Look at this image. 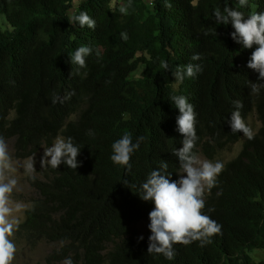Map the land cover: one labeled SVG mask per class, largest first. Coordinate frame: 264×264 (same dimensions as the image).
<instances>
[{
  "label": "trees",
  "instance_id": "trees-1",
  "mask_svg": "<svg viewBox=\"0 0 264 264\" xmlns=\"http://www.w3.org/2000/svg\"><path fill=\"white\" fill-rule=\"evenodd\" d=\"M226 4L245 17L264 12V0L245 7L238 0H106V264H264L250 256L264 250V88L251 91L264 80L247 67L256 46L245 49L231 38V24L215 23L214 10ZM81 12L95 21L94 30L72 24ZM0 19V137L13 141L19 159L58 136L81 149L76 170L49 166L40 180L29 178L36 198L16 234L28 245L58 244L48 264L67 258L105 264V0H0ZM81 46L92 50L83 68L70 63ZM194 54L200 59L192 60ZM188 64L201 71L177 82L172 73ZM68 93H74L70 99L52 103ZM174 95L193 105V152L209 160L239 140L229 123L234 101L243 104L242 118L253 113L261 128L225 163L204 198L203 212L221 225V234L204 246L176 244L168 260L148 254L151 232L138 239L130 223H150L154 204L140 194L153 170L166 162L175 181L173 153L183 137ZM125 133L133 143L143 137L130 169L110 159L112 144Z\"/></svg>",
  "mask_w": 264,
  "mask_h": 264
},
{
  "label": "clouds",
  "instance_id": "clouds-1",
  "mask_svg": "<svg viewBox=\"0 0 264 264\" xmlns=\"http://www.w3.org/2000/svg\"><path fill=\"white\" fill-rule=\"evenodd\" d=\"M247 3L248 0H238L240 7L247 6ZM166 6L170 7L171 5ZM214 17L217 25L227 26L231 24L234 29L230 33L231 38L242 44L245 49L256 46L251 53L247 67L258 73L259 80H264V12H253L245 17L242 11L233 9L226 4L223 11L219 8L214 10ZM71 22L78 24L81 28L87 26L93 30L96 26L95 21L86 12L73 15ZM91 51L87 46L79 47L71 55L70 63L81 68L85 67V58L91 54ZM199 59V54L192 56V60ZM161 67L167 71V62H161ZM199 71H201L199 65L188 64L183 69L178 68L172 73V76L177 82L182 83L185 77L194 78ZM261 88H264V83H252L251 91L258 94ZM73 94L68 93L63 98L54 96L52 103H62L70 99ZM170 99L174 103V108L178 110L179 115L176 124L178 132L183 137L182 147L173 153L179 161V166L174 173L175 181L171 180V174L167 173V163L165 162L161 169L153 170L141 185L140 198L154 204L153 210L148 214L150 223H147L149 230L146 234L150 231L151 235L148 238L147 253L162 254L166 259L173 260L176 255L174 245H188L194 241H199L200 246H204L211 243L212 236L221 234V225L204 214L203 209L205 208L204 198L216 186L217 177L225 164L223 165L218 161H208L209 159L205 156L208 160H201L198 157L201 153L196 155L193 152L197 140L194 107L183 95H174ZM233 103L235 110L230 114V128L231 132L240 133L238 141L241 140L240 145L242 146L246 138L249 140L254 138L257 130L261 128V124L253 132L249 125V116L253 115L255 118L256 116L250 113L243 119L240 112L243 107L242 102L237 100ZM89 135H92L91 131H89ZM142 139L143 137H139L137 142L133 143L131 134L125 133L112 144L111 161L115 165L130 169L131 156L139 147ZM229 145L222 146L218 152L228 148ZM80 150L73 144L71 137L65 139L58 136L52 146L44 149L40 159L41 168L50 166L57 169L61 164H64L68 168L76 170L80 166V162L77 160ZM33 157L34 155L28 157L22 166H18L9 152L8 144L3 137H0V264H13L15 259L17 247L14 236L20 224L18 214L27 210L30 205L28 207L24 202L15 200L13 193L17 190L21 167L25 176L35 179L37 171L34 168L35 160ZM180 170L181 173L178 174ZM254 200L258 201L259 197L254 198ZM130 228L133 230L132 226ZM135 234L139 236L138 239H143L146 235ZM106 248V251L110 249L108 246ZM250 256L252 257L251 254ZM63 264H73V261L71 258H67Z\"/></svg>",
  "mask_w": 264,
  "mask_h": 264
},
{
  "label": "rangeland",
  "instance_id": "rangeland-1",
  "mask_svg": "<svg viewBox=\"0 0 264 264\" xmlns=\"http://www.w3.org/2000/svg\"><path fill=\"white\" fill-rule=\"evenodd\" d=\"M74 12H75V10L69 11V15L71 16ZM0 22H1V19H0ZM249 122H250L249 125L253 129V132H255L256 129L260 126V122L253 115L249 116ZM6 143L8 144V149H9L10 154L13 157V160L17 163L18 166H22L23 163L27 160V158L26 159H19V158L15 157L14 151H13V141L9 140ZM53 143H54V141H53ZM52 144H51V146H52ZM240 144H241V140L238 141L237 143L233 144V145H230L228 148L222 150L221 152H218V154L210 160L206 159L201 154H199L198 157L201 160H208V161H212V162L218 161L224 165L227 161L232 160L233 158H235L237 156V154L240 152V148H241ZM45 148H47V147L41 148L33 157L35 160L34 168L37 171L35 173V179H38V180L41 179V175L39 173L46 169V167L41 168V165H40V159L43 156ZM180 171L178 174L181 173ZM178 179H179V175H178ZM18 180H19V183L17 186V190L13 193V198L15 200L24 202L29 207V205H31L32 202L36 198V192L33 188H31L29 186V177H27L23 174V168L22 167L20 168V174L18 176ZM206 193H207V191L205 192V195H206ZM24 211L18 214L19 219H20V223L24 219ZM130 226H132L133 230L138 235H141V236L145 235L146 232L149 230L148 224L145 223L144 221H133L130 224ZM14 242L16 244L17 251L15 254V259L13 261V264H48L46 261V257L48 255L52 254L53 250H57L59 248V245L56 243H49V242H45L42 240L36 241L35 244L28 245L16 233L14 236ZM251 255L255 257L256 261L258 259H264V250H261V251L255 250L251 253Z\"/></svg>",
  "mask_w": 264,
  "mask_h": 264
},
{
  "label": "bare ground",
  "instance_id": "bare-ground-1",
  "mask_svg": "<svg viewBox=\"0 0 264 264\" xmlns=\"http://www.w3.org/2000/svg\"><path fill=\"white\" fill-rule=\"evenodd\" d=\"M181 172V171H180ZM39 174H41V172L39 173ZM44 175V174H43ZM39 176V175H38Z\"/></svg>",
  "mask_w": 264,
  "mask_h": 264
}]
</instances>
